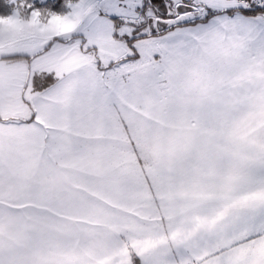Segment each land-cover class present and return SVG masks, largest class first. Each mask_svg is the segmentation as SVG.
<instances>
[{"label":"snow or ice","instance_id":"6c2138e0","mask_svg":"<svg viewBox=\"0 0 264 264\" xmlns=\"http://www.w3.org/2000/svg\"><path fill=\"white\" fill-rule=\"evenodd\" d=\"M0 264H264V0H0Z\"/></svg>","mask_w":264,"mask_h":264}]
</instances>
